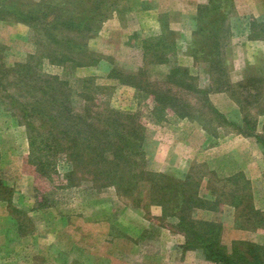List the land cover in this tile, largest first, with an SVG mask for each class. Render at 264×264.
<instances>
[{"label": "rangeland", "instance_id": "374dc122", "mask_svg": "<svg viewBox=\"0 0 264 264\" xmlns=\"http://www.w3.org/2000/svg\"><path fill=\"white\" fill-rule=\"evenodd\" d=\"M52 1L63 6L64 15L70 10L87 13L85 28L69 34L75 33L82 50L72 55L87 64L70 68L69 63H53L47 56L40 62L47 78H59L54 81L69 92L74 109L90 102L93 109L95 105L110 108L111 114L117 109L138 112L145 129L146 168L182 178L191 162L189 172L203 176L200 194L218 200L215 210H196L195 217L264 231V224L257 226L264 219V152L255 136L241 131L248 115L264 135V0H240L242 6L256 11L240 17L230 0ZM202 5L206 6L201 9V24L206 30L199 31L197 15ZM220 7L229 10L223 24L228 31L217 41L220 30L209 28L215 14L223 10ZM0 43L6 46L8 64L31 55L37 62V48L42 50L36 29L13 21H0ZM157 57L168 62L150 63ZM173 66L187 68L194 81L177 72V83H170L173 77L167 76ZM112 69L140 72L162 89L172 87L180 98V110L187 102L194 107L191 116L181 118L167 109L158 117L153 100L109 76ZM89 77L99 85L94 104L86 101L83 92L82 80ZM184 83L207 90V100L228 123L203 110ZM11 109L8 102L0 103V264H178L169 247L174 248L179 239L167 229H174L176 218L157 217L159 205L149 204L136 189L124 193L114 185L96 184L80 172L70 175L72 166L64 154L58 155L55 170L48 173L51 177L39 176L28 159L26 121ZM163 145L172 152L156 154ZM163 156L165 162L158 160ZM236 175L248 184L247 190L235 194L229 181ZM238 180L239 186L244 185V180ZM236 196L245 198L238 207L231 204ZM226 232L223 226L222 240L231 247L234 240ZM152 251L157 253L152 256ZM145 255L150 256L146 262ZM163 258L166 262H161Z\"/></svg>", "mask_w": 264, "mask_h": 264}, {"label": "trees", "instance_id": "16d2710c", "mask_svg": "<svg viewBox=\"0 0 264 264\" xmlns=\"http://www.w3.org/2000/svg\"><path fill=\"white\" fill-rule=\"evenodd\" d=\"M230 1L234 7V0ZM205 6H200L197 15L200 20L199 31L206 30L201 24V9ZM220 8L223 10L215 14L214 24L209 28L216 32L220 30L217 41H221L222 34L228 31L223 24L229 10L226 7ZM62 9L63 6H58L52 0H0V21L23 23L36 29L37 46L42 47L40 51L37 48V62L32 61L34 58L31 55L27 60L8 64L4 59L6 46L0 43V103L8 102L25 119L31 149L28 159L39 176L51 177L52 172L48 173L55 170L58 155L64 154L72 166L70 175L80 172L89 176L96 184L114 185L124 193L131 194L136 189L149 204L161 206L165 217L177 219L172 227L184 234L185 249H201L205 259L216 264H264L263 244L234 240L230 247L222 240V223L195 217L196 210H215L218 203L217 199L213 201L200 194L203 176L198 177L190 170L182 178H178L167 172L150 171L146 168L147 161L142 150L145 129L138 112L117 109L115 114H111L110 108L95 105L93 109L90 102L76 110L71 105L69 92L57 86L55 81L59 78H47L41 71V58L46 56L53 63H69L66 67L71 66L70 68L87 64L82 58L72 55L73 52L76 54L82 51L74 36L85 28L87 13L85 11L78 14L70 10L64 15ZM91 28L89 30H94ZM71 32H75L72 37L69 35ZM157 45L159 44H151L150 47ZM216 45L219 47L220 44L216 42ZM62 46L67 47L66 51H62ZM162 58L157 57L150 63L168 62ZM177 72L186 74L191 81L195 79L187 68L173 66L167 76L168 79L173 77L172 80L169 79L170 83H177L174 78ZM109 76L138 92L144 91L153 100L154 114L158 117L166 114L167 109L181 118L191 116L190 110L194 107L187 102L183 106L185 110H180V98L172 87L162 89L159 82L143 79L140 72L125 73L112 69ZM92 79L84 78L82 83L86 101L90 100L94 104L93 94H99L100 91L99 85L95 86ZM184 84L191 96L202 102L203 110L212 113L211 117H221L223 123H228L226 117L207 100V90L191 83ZM201 93L206 98L200 99ZM201 116L207 118L204 114ZM244 121L246 126L241 129L242 133L255 136L264 152V135L256 131L254 120L248 115L244 116ZM203 126L206 127V123ZM230 179L227 181L234 186L233 193L247 190L248 182L242 175ZM238 179L244 180V185L239 186ZM234 198L231 204L235 207L245 199L240 196ZM263 220L258 221L257 226L263 225Z\"/></svg>", "mask_w": 264, "mask_h": 264}, {"label": "crops", "instance_id": "0c3cea01", "mask_svg": "<svg viewBox=\"0 0 264 264\" xmlns=\"http://www.w3.org/2000/svg\"><path fill=\"white\" fill-rule=\"evenodd\" d=\"M234 2L236 4L235 5L236 6V13L239 15V17L244 16V15L249 16L251 14L256 13V11L252 10L251 8H246V7L242 6L240 3V0H234ZM160 148L161 149L158 148L156 151V154H160V156H162V154L164 153V150H168V152L171 150V149H169V146H164V145L161 146ZM160 150H162V153H160ZM171 152H172V150H171ZM160 159H162V160H160ZM165 159H166V157L163 156V157H160L158 160L165 162ZM190 165H191V162L189 164L187 171H185V173H183V175H185L189 172ZM160 170H162V169H160ZM156 206H158V205H156ZM158 207H160V209L156 213L157 217H159L163 214L161 206H158ZM223 226H224L225 232L227 231V232L232 234V240H235V239L246 240V239H248V240H252L254 242L263 243V245H264V231H256V230L249 231L246 229L245 230L238 229V228H235L234 224H232V223H228V225L223 224ZM167 229H168V231L172 232L174 238L176 237L179 239L178 241H176L177 244L173 243L174 248L172 246L169 247L170 249H172V251L170 250V252H171V254H173L172 260L174 261V263H178V264H207V263H209L205 259V257H203L204 254H203L201 249L186 250L184 248V243H185L184 234H182V233H180L174 229H171V228H167ZM223 237H224V234H223ZM176 248H178L180 250V253L179 252H177V254L174 253L176 251L175 250ZM157 250H158V248H157ZM152 253H153L152 256H154V254H156L157 252L152 251ZM145 257L146 258L144 261L146 262V260L149 259L150 256L145 255ZM165 260H166V258H163L161 260V262H166ZM192 260H193V262H192Z\"/></svg>", "mask_w": 264, "mask_h": 264}]
</instances>
